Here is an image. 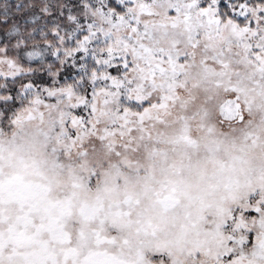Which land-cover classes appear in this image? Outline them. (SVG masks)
<instances>
[{
    "label": "snow or ice",
    "instance_id": "snow-or-ice-1",
    "mask_svg": "<svg viewBox=\"0 0 264 264\" xmlns=\"http://www.w3.org/2000/svg\"><path fill=\"white\" fill-rule=\"evenodd\" d=\"M0 264H264V0H0Z\"/></svg>",
    "mask_w": 264,
    "mask_h": 264
}]
</instances>
